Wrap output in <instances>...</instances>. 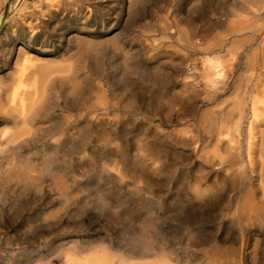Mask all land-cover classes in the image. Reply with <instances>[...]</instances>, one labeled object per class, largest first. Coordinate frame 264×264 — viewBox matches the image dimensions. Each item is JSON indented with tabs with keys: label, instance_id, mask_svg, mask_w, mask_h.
Segmentation results:
<instances>
[{
	"label": "rangeland",
	"instance_id": "obj_1",
	"mask_svg": "<svg viewBox=\"0 0 264 264\" xmlns=\"http://www.w3.org/2000/svg\"><path fill=\"white\" fill-rule=\"evenodd\" d=\"M5 16L0 135L28 139L0 154V264H264V0Z\"/></svg>",
	"mask_w": 264,
	"mask_h": 264
},
{
	"label": "bare ground",
	"instance_id": "obj_2",
	"mask_svg": "<svg viewBox=\"0 0 264 264\" xmlns=\"http://www.w3.org/2000/svg\"><path fill=\"white\" fill-rule=\"evenodd\" d=\"M16 1L17 0H7V2H6V4H5V10H4V12H3V14H1L0 15V27L2 26V24L4 23V21H5V18H4V14L9 10V9H11L14 5H15V3H16ZM213 69H208V71L206 72V77H208L210 80V82H213V83H217L218 82V79H217V77H219L220 76V74H219V72L217 73V72H215L214 73V71H212ZM61 79V78H60ZM19 85H21V84H19ZM24 85V84H23ZM26 85V84H25ZM22 86V85H21ZM20 86V87H21ZM29 87V86H28ZM15 88V87H14ZM17 88H19V86L17 87ZM21 89V88H20ZM15 90H16V88H15ZM15 90H14V93H12L11 95L10 94H8V95H10L11 96V98H10V102L9 103H11V105L13 104V103H15L16 104V102H15V97H16V93H15ZM11 92H12V90H10ZM9 91V92H10ZM20 91V90H19ZM6 92V91H5ZM16 92H18L17 90H16ZM17 94H19V93H17ZM4 95V94H3ZM34 95H36L35 93H34ZM5 97H6V95H5ZM8 97V96H7ZM24 96H23V94H22V96H20V99H19V103H20V107H21V111L17 114V112H16V115H13V114H11L10 113V111H7L8 113H10V116L9 117H11V119L14 121V123L16 122V120H17V123H24V124H27V123H31V117L29 118L28 116V118L27 119H25V115H27V114H25L24 115V113H26V112H28V111H26L25 112V110H27V108H28V106H27V108L25 107L26 106V104L27 103H25V99L23 98ZM17 98H18V95H17ZM1 99V98H0ZM33 99H34V97H33ZM1 100H3V99H1ZM0 100V101H1ZM17 100V99H16ZM5 101H6V99H5ZM5 101H3V102H5ZM34 101V100H33ZM2 102V101H1ZM31 102V101H30ZM32 103V102H31ZM35 103V102H34ZM5 104V103H4ZM6 105V104H5ZM36 105V104H35ZM10 106V105H9ZM15 106V105H14ZM16 106H17V104H16ZM8 107V106H7ZM11 107V106H10ZM13 107V106H12ZM18 107V106H17ZM2 108H4V107H2ZM15 108V107H14ZM26 108V109H25ZM16 109V108H15ZM9 110V109H8ZM19 110V109H18ZM15 111V110H14ZM34 111H37V110H34ZM29 114V113H28ZM9 114H7V116H8ZM31 116V115H30ZM2 117V116H1ZM3 119V118H2ZM1 119V120H2ZM34 119V118H33ZM6 120V119H5ZM7 120H8V118H7ZM25 126V125H24ZM5 130V129H4ZM3 130V131H4ZM11 131H13V130H11ZM14 132H15V134L16 133H19V132H17V131H15L14 130ZM20 134V133H19ZM12 135H14V134H12V133H10V132H3V133H1V135H0V154H2L3 155V153L5 152V149L7 148V147H9L10 145V147H11V153L9 154V156H7L6 155V152H5V155L4 156H6V157H4L3 156V158H5L6 160H7V162L9 163V162H11V161H15V157L17 156V153H18V150L21 148V146H22V144L26 141L25 139H28V138H20V137H18V138H20V139H18L17 137H16V135H14L16 138H14V136H12ZM23 134H21V136H22ZM24 136V135H23ZM10 150H8L9 152H10ZM1 158V157H0ZM3 158H1V159H3ZM4 159V160H5ZM250 202V201H249ZM241 205H243V204H241ZM253 205V204H252ZM254 206V205H253ZM253 206H251V205H246L245 207H243V209H242V212H243V214H244V219H245V221L246 222H249V221H253L255 218H257V217H261L260 216V214H259V211L258 210H256ZM238 220V219H237ZM244 221V220H243ZM238 223V222H237ZM245 224V223H244ZM246 225H247V223H246ZM249 225V224H248ZM239 226H241V224L239 225ZM241 232H242V230H241ZM241 234V233H240ZM242 243H244V242H242ZM241 243V244H242ZM245 246V245H244ZM240 249H242V248H240ZM165 255V253H162V255ZM155 255V254H154ZM159 255V254H158ZM161 255V256H162ZM157 256V255H156ZM160 255H159V257H161ZM186 256V255H185ZM121 257H123V256H121ZM241 257L242 256H240V261H241ZM125 258V257H124ZM186 258V257H185ZM235 259V258H234ZM124 260V259H123ZM128 260V259H127ZM243 260V259H242ZM101 261H103L102 259H101ZM105 261V260H104ZM208 262V261H207ZM157 263H158V261H157ZM194 263V262H193ZM156 264V263H155ZM161 264V263H160ZM163 264H167V263H164L163 262ZM242 264V263H241Z\"/></svg>",
	"mask_w": 264,
	"mask_h": 264
},
{
	"label": "snow or ice",
	"instance_id": "obj_3",
	"mask_svg": "<svg viewBox=\"0 0 264 264\" xmlns=\"http://www.w3.org/2000/svg\"><path fill=\"white\" fill-rule=\"evenodd\" d=\"M7 17L5 16V19H6Z\"/></svg>",
	"mask_w": 264,
	"mask_h": 264
}]
</instances>
